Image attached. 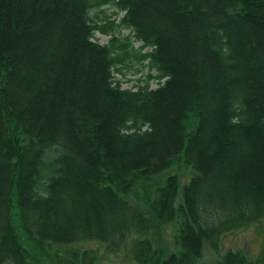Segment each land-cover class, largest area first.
I'll return each mask as SVG.
<instances>
[{
    "label": "trees",
    "instance_id": "obj_1",
    "mask_svg": "<svg viewBox=\"0 0 264 264\" xmlns=\"http://www.w3.org/2000/svg\"><path fill=\"white\" fill-rule=\"evenodd\" d=\"M263 218L264 0H0V264H198Z\"/></svg>",
    "mask_w": 264,
    "mask_h": 264
},
{
    "label": "rangeland",
    "instance_id": "obj_2",
    "mask_svg": "<svg viewBox=\"0 0 264 264\" xmlns=\"http://www.w3.org/2000/svg\"><path fill=\"white\" fill-rule=\"evenodd\" d=\"M104 13H100V17L105 19L109 16L111 19L120 21L123 17L124 12L115 14L116 8L111 6H104ZM102 22L104 20H101ZM116 35L124 37L129 33L127 29H121L120 31H115ZM111 39V34L103 33L97 31L94 36V40L101 44H108ZM140 42H134V46L139 48ZM148 49L144 50L147 51ZM130 66H123V72L116 73V78L122 81L123 88L137 89L138 84H143L145 77L148 73V68L143 67L136 62H129ZM157 80L151 81V87L158 86ZM183 174L188 176L187 170H183ZM176 232L174 228L170 229V233L165 235L166 242H168L170 247L175 243L174 237ZM78 246L88 247L94 249L95 254V264H134L130 254L125 252L110 253L102 248V245L98 243H84ZM229 250H242L246 253V256L253 260L254 263L258 262L264 254V218L247 228L229 232L222 236L219 243L218 250L212 249L210 246L204 248L203 258L198 262V264H218L222 256H224Z\"/></svg>",
    "mask_w": 264,
    "mask_h": 264
}]
</instances>
